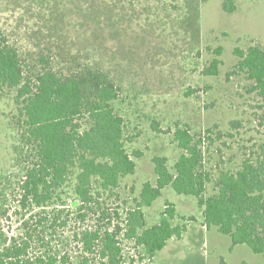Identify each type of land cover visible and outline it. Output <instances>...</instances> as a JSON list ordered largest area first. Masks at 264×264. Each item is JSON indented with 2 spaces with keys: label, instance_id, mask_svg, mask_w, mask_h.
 Here are the masks:
<instances>
[{
  "label": "rangeland",
  "instance_id": "374dc122",
  "mask_svg": "<svg viewBox=\"0 0 264 264\" xmlns=\"http://www.w3.org/2000/svg\"><path fill=\"white\" fill-rule=\"evenodd\" d=\"M225 1L0 0V29L26 60L29 73L44 67L68 72L90 64L120 87L116 107L125 121L126 149L137 163L136 172L116 188L105 190L94 183L93 201L80 212L74 193L77 168L47 204L24 200L23 179L36 158L22 138L17 90L5 89L0 93V251L6 238H20L25 227L38 230L39 220L47 217L31 255L65 258L57 264H81L84 259L100 264V246L87 252L82 232L120 228L124 262L153 264L134 239L125 237L126 217L143 184L156 183L153 157H167L172 168L181 154L176 128L196 135L213 129L206 158L214 175L221 168H238L245 153L264 140V103L245 74L233 73L236 47L264 46V0H233L236 9L230 13ZM219 47L221 55L216 53ZM214 57L223 62L220 72L205 75ZM81 123L83 129L89 126L86 119ZM167 201L176 205L174 225L186 223L187 231L182 239H170L154 264H264L263 254L245 244L233 245L216 228H204L196 197L178 194L171 186L144 208L149 227L160 222ZM60 212V221L67 224L53 226L52 218Z\"/></svg>",
  "mask_w": 264,
  "mask_h": 264
},
{
  "label": "trees",
  "instance_id": "16d2710c",
  "mask_svg": "<svg viewBox=\"0 0 264 264\" xmlns=\"http://www.w3.org/2000/svg\"><path fill=\"white\" fill-rule=\"evenodd\" d=\"M223 6L229 13L236 9L233 0H226ZM222 52V47L216 49L218 55ZM234 54L237 62L233 73L245 74L253 82L251 90L264 103V46L259 43L246 49L236 47ZM40 60L46 62L43 57ZM222 64L219 57H214L203 73L218 75ZM27 66L18 48L0 29V93L5 89L17 90L15 102L22 116V138L32 146L36 158L23 179L24 200L30 197L40 207L47 204L77 168L74 193L82 204L80 212L84 204L93 201L94 183L111 190L136 172L137 163L126 149L125 121L116 107L120 87L107 72L90 64L68 72L44 67L29 73ZM83 119L89 125L85 129ZM212 133L211 128L196 135L189 128L177 127L174 140L181 154L173 167L170 168L167 157H153L156 183L143 184L134 206L127 212L125 231V237L134 239L150 260L170 239H182L187 231L186 223L174 225L177 209L169 201L160 222L147 225L144 208L152 206L168 186L178 194L196 197L207 230L216 228L230 236L233 245L245 244L264 255V140L245 153L238 168H221L214 175L206 158L209 144L214 142ZM205 143L208 145L204 149ZM141 155L140 151L134 152L136 158ZM22 204L25 206L26 202ZM60 214L52 218L53 226L58 222L61 227L67 224L66 219L60 221ZM189 219L194 221L195 217ZM47 220V217L39 220L40 232ZM119 229L87 230L82 232L80 241L87 252L93 253L96 245L100 246V257L104 260L100 264H143L136 259L124 262ZM38 230L30 232L25 227L20 238H6L0 264L65 263V258L61 260L48 253L31 255V246L40 237L36 234ZM90 261L84 259L81 264Z\"/></svg>",
  "mask_w": 264,
  "mask_h": 264
},
{
  "label": "crops",
  "instance_id": "0c3cea01",
  "mask_svg": "<svg viewBox=\"0 0 264 264\" xmlns=\"http://www.w3.org/2000/svg\"><path fill=\"white\" fill-rule=\"evenodd\" d=\"M204 226V225H203ZM204 228H206L205 226H204ZM207 229V228H206ZM170 241V240H169ZM154 259H155V257L153 258V264H154Z\"/></svg>",
  "mask_w": 264,
  "mask_h": 264
}]
</instances>
